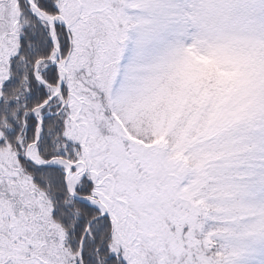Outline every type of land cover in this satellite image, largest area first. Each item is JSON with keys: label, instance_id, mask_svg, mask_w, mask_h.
<instances>
[{"label": "snow or ice", "instance_id": "6c2138e0", "mask_svg": "<svg viewBox=\"0 0 264 264\" xmlns=\"http://www.w3.org/2000/svg\"><path fill=\"white\" fill-rule=\"evenodd\" d=\"M0 264H264V0H0Z\"/></svg>", "mask_w": 264, "mask_h": 264}]
</instances>
